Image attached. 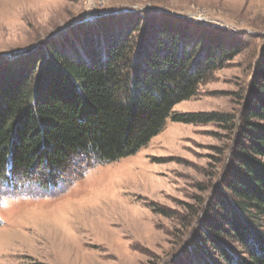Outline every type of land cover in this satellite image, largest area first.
Masks as SVG:
<instances>
[{
	"label": "rangeland",
	"instance_id": "obj_1",
	"mask_svg": "<svg viewBox=\"0 0 264 264\" xmlns=\"http://www.w3.org/2000/svg\"><path fill=\"white\" fill-rule=\"evenodd\" d=\"M165 23L186 28L199 50L217 35L245 47L173 109L237 118L264 43V0H0V64L45 57L47 47L84 59L88 46L104 49L106 38ZM234 139L220 123L168 120L135 154L82 173L56 171L42 186L11 185L6 172L0 264H204L215 250L201 234L200 244L198 230L211 209L196 212L217 203Z\"/></svg>",
	"mask_w": 264,
	"mask_h": 264
},
{
	"label": "trees",
	"instance_id": "obj_2",
	"mask_svg": "<svg viewBox=\"0 0 264 264\" xmlns=\"http://www.w3.org/2000/svg\"><path fill=\"white\" fill-rule=\"evenodd\" d=\"M176 25L106 38L104 49L88 46L84 59L47 47L45 57L0 64V179L9 172L11 185L42 186L59 177L56 171L82 173L95 162L135 154L168 120L220 123L235 134L236 147L226 152L217 203L196 212L211 209L206 229L198 230L200 244L202 237L215 250L204 264H264V43L237 118L174 112L245 48L217 35L199 50ZM33 168L48 173L36 179Z\"/></svg>",
	"mask_w": 264,
	"mask_h": 264
},
{
	"label": "clouds",
	"instance_id": "obj_3",
	"mask_svg": "<svg viewBox=\"0 0 264 264\" xmlns=\"http://www.w3.org/2000/svg\"><path fill=\"white\" fill-rule=\"evenodd\" d=\"M6 207V205H4Z\"/></svg>",
	"mask_w": 264,
	"mask_h": 264
}]
</instances>
